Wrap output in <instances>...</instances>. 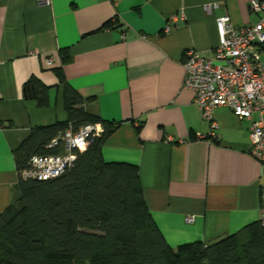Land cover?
<instances>
[{"label": "crops", "instance_id": "1", "mask_svg": "<svg viewBox=\"0 0 264 264\" xmlns=\"http://www.w3.org/2000/svg\"><path fill=\"white\" fill-rule=\"evenodd\" d=\"M252 2L0 0V213L17 195L14 150L34 127L69 118L62 67L85 109L118 123L103 159L139 167L146 203L172 248L210 244L259 221L264 164L249 152L251 121L227 106L209 120L183 87L186 50L213 58L218 18L256 24L264 12ZM32 78L47 87L45 105L26 92Z\"/></svg>", "mask_w": 264, "mask_h": 264}, {"label": "trees", "instance_id": "2", "mask_svg": "<svg viewBox=\"0 0 264 264\" xmlns=\"http://www.w3.org/2000/svg\"><path fill=\"white\" fill-rule=\"evenodd\" d=\"M62 53L70 58L68 48ZM57 74L69 118L32 129L14 150L19 172L33 155L57 152L48 145L70 124L101 122L104 132L63 174L20 175L14 202L0 213V264H264L261 220L210 244L172 248L146 203L139 167L103 159L102 146L118 123L88 112L62 67ZM25 87L40 105L47 103L41 95L47 87L38 80Z\"/></svg>", "mask_w": 264, "mask_h": 264}, {"label": "built area", "instance_id": "3", "mask_svg": "<svg viewBox=\"0 0 264 264\" xmlns=\"http://www.w3.org/2000/svg\"><path fill=\"white\" fill-rule=\"evenodd\" d=\"M38 3L48 6L52 0H38ZM251 8L264 12V1L253 0ZM173 19L176 20V16ZM217 24L220 43L213 58L195 48L186 50L183 87L193 90L194 102L205 118L211 120L217 107L227 106L240 119L251 121L249 152L264 164V16L256 24L239 26L229 15H223ZM171 28L170 23L164 31L170 32ZM51 62L48 60V64ZM212 124L217 125L214 121ZM103 132L101 122L79 128L70 124L48 145L57 152L33 155L20 175L25 179L45 180L63 174L78 158L79 152L86 150ZM261 201L260 220L264 227V185ZM186 220L193 222L194 216Z\"/></svg>", "mask_w": 264, "mask_h": 264}]
</instances>
